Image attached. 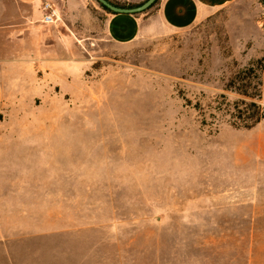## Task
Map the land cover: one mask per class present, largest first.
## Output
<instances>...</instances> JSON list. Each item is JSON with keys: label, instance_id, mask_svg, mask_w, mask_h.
<instances>
[{"label": "rangeland", "instance_id": "obj_1", "mask_svg": "<svg viewBox=\"0 0 264 264\" xmlns=\"http://www.w3.org/2000/svg\"><path fill=\"white\" fill-rule=\"evenodd\" d=\"M86 55L7 77L0 264H264V120L233 126L264 89L232 88L253 63L257 85L264 2Z\"/></svg>", "mask_w": 264, "mask_h": 264}, {"label": "crops", "instance_id": "obj_2", "mask_svg": "<svg viewBox=\"0 0 264 264\" xmlns=\"http://www.w3.org/2000/svg\"><path fill=\"white\" fill-rule=\"evenodd\" d=\"M245 1L160 0L148 16L108 14L100 21L90 10V0H0V109L9 92L7 77L19 71H61L64 77L88 71L90 43L105 40L121 47L178 34ZM45 2L59 12L53 25L42 23Z\"/></svg>", "mask_w": 264, "mask_h": 264}, {"label": "trees", "instance_id": "obj_3", "mask_svg": "<svg viewBox=\"0 0 264 264\" xmlns=\"http://www.w3.org/2000/svg\"><path fill=\"white\" fill-rule=\"evenodd\" d=\"M107 1H109L113 5H116L122 8H134L142 4V3L140 4H134V3L120 4L112 0H107ZM159 2L160 0H157L148 10L138 15L146 14L149 11L153 10L159 4ZM98 4L108 14L110 15L117 14V13L112 12L111 10L103 6L102 4L100 3ZM257 64L259 66V71L256 75L257 85H255L253 89H250V88L252 85V80H251L252 75L251 74L255 72V71H252L253 67L255 66L254 63L251 64L249 68H245L244 71H240V73L237 75L238 78L240 79L238 81V86L236 85L237 84L236 82L233 83L235 88L231 86L236 91V93H238L239 95L250 97L253 100L257 96H261L262 91L264 89V58L259 60ZM253 90L256 92L255 93L256 95L251 94L254 92ZM242 104H245L246 109H244L243 111H239L240 109L237 108V110L239 111V115H237V117H234L236 120H238V121H234L233 123L234 127L239 128V129H252L256 127L262 120H264V110L260 106H258L255 102H251L250 104H246V103H242Z\"/></svg>", "mask_w": 264, "mask_h": 264}, {"label": "water", "instance_id": "obj_4", "mask_svg": "<svg viewBox=\"0 0 264 264\" xmlns=\"http://www.w3.org/2000/svg\"><path fill=\"white\" fill-rule=\"evenodd\" d=\"M98 3L102 4L109 10H111L114 13H120V14H140L144 11L148 10L157 0H146L144 3L139 5L138 7L134 8H122L118 7L116 5H113L107 0H96ZM264 2V0H263Z\"/></svg>", "mask_w": 264, "mask_h": 264}, {"label": "built area", "instance_id": "obj_5", "mask_svg": "<svg viewBox=\"0 0 264 264\" xmlns=\"http://www.w3.org/2000/svg\"><path fill=\"white\" fill-rule=\"evenodd\" d=\"M43 13L42 23L44 25H53L58 22L59 12L51 3L45 2L43 4Z\"/></svg>", "mask_w": 264, "mask_h": 264}]
</instances>
